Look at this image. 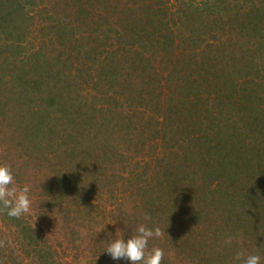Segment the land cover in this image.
<instances>
[{
	"label": "trees",
	"instance_id": "trees-1",
	"mask_svg": "<svg viewBox=\"0 0 264 264\" xmlns=\"http://www.w3.org/2000/svg\"><path fill=\"white\" fill-rule=\"evenodd\" d=\"M0 164V264H264V0H0Z\"/></svg>",
	"mask_w": 264,
	"mask_h": 264
},
{
	"label": "clouds",
	"instance_id": "clouds-1",
	"mask_svg": "<svg viewBox=\"0 0 264 264\" xmlns=\"http://www.w3.org/2000/svg\"><path fill=\"white\" fill-rule=\"evenodd\" d=\"M30 192V184L25 183L18 187L11 167L0 164V210L6 211V214L13 218L30 213L32 206ZM144 219L150 220L151 217L145 214ZM121 232L122 230L117 228L116 235L107 240L104 250L113 260H130L131 264H162L164 250L156 245L149 247L150 240L163 236L159 226L149 227L145 223H140L132 229L128 238L120 235ZM235 239L236 237L229 234L225 237L224 244L232 246ZM3 243L0 241V245ZM233 264H261V256L257 253L245 254L244 251H237L233 257Z\"/></svg>",
	"mask_w": 264,
	"mask_h": 264
}]
</instances>
